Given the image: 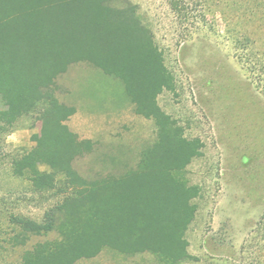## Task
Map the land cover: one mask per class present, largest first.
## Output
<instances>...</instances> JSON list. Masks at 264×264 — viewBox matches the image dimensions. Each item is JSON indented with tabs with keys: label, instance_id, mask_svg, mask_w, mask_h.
I'll return each instance as SVG.
<instances>
[{
	"label": "trees",
	"instance_id": "16d2710c",
	"mask_svg": "<svg viewBox=\"0 0 264 264\" xmlns=\"http://www.w3.org/2000/svg\"><path fill=\"white\" fill-rule=\"evenodd\" d=\"M112 1L0 0V143L24 118L31 127L39 124L34 145L11 154L8 163L12 176L27 181L24 193L47 203L36 219L0 196V264L18 251L10 264H76L104 249L149 252L164 264L189 258L185 232L198 188L183 171L202 143L185 137L157 105L172 76L135 6ZM246 2L241 14L260 32H252L254 38L247 30L232 33L239 60L264 93V0ZM77 62L118 78L135 112L155 118L157 141L136 169L92 180L76 169L94 142L67 125L76 107L60 100L56 80ZM1 150L0 158L8 156Z\"/></svg>",
	"mask_w": 264,
	"mask_h": 264
},
{
	"label": "rangeland",
	"instance_id": "374dc122",
	"mask_svg": "<svg viewBox=\"0 0 264 264\" xmlns=\"http://www.w3.org/2000/svg\"><path fill=\"white\" fill-rule=\"evenodd\" d=\"M129 3L149 28L173 79L172 87L157 95V105L185 137L202 143L200 154L183 171L198 193L195 216L185 232L189 258L178 264H264V93L251 82L235 42L241 32L247 30L253 38L252 32H260L256 21L241 14L248 2L112 1L116 6ZM56 91L60 100L76 107L67 125L94 142L92 151L74 162L88 180L136 169L157 141L155 118L136 113L123 83L89 62L72 64L57 78ZM31 123L22 119L0 143L1 153L8 155L0 158V196L41 219L47 203L24 193L27 181L12 176L8 163L11 154L34 145L31 136L39 124ZM18 254L7 256L6 264L15 263ZM76 264L164 263L149 252L104 249Z\"/></svg>",
	"mask_w": 264,
	"mask_h": 264
}]
</instances>
